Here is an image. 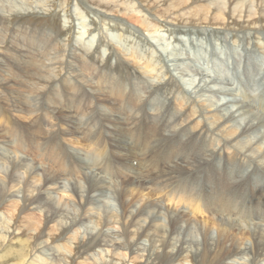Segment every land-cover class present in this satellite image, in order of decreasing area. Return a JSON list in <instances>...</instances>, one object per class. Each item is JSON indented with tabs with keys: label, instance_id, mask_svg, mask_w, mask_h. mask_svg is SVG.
I'll list each match as a JSON object with an SVG mask.
<instances>
[{
	"label": "bare ground",
	"instance_id": "obj_1",
	"mask_svg": "<svg viewBox=\"0 0 264 264\" xmlns=\"http://www.w3.org/2000/svg\"><path fill=\"white\" fill-rule=\"evenodd\" d=\"M85 1L100 8L99 13L109 12L125 21L129 28L131 26L144 33L164 31L163 28L168 24L257 28L259 31L255 35L264 30V0H227L225 3L228 4L216 3L214 8L201 0ZM159 4L165 6L159 9ZM145 6L152 7L145 9ZM190 8L191 12H185ZM42 15L39 16L35 11L26 15L16 14L11 16L13 20L9 22L7 15L0 14L1 30L5 34L11 30L10 27L6 29L8 22H19L40 29V26L50 21L52 23H48L52 28L65 37L64 42H58L54 40L56 37H49L42 30L38 34L32 31L30 35L26 31L21 32L28 34L27 43L44 49L43 54L40 50L41 54L37 56L38 53L33 54L27 48L16 47L15 56L18 59L7 60L10 63L14 60L11 66L20 65L26 75L18 73V70L7 77L0 74V87L7 90L16 85L13 97L23 100L21 102L24 103L20 102L18 106L22 110L28 108L30 115L29 132L24 129L30 136V144L22 145L19 142L21 138L17 136L21 130L16 129V121L13 122L11 115L3 110L7 95L0 94V171L6 172L0 177V264H235L225 260L233 257L244 259L250 254L251 259L245 264L264 262V197L254 196L249 201L244 199L246 192H261L264 184V121L258 116L253 117L252 110L248 115L245 111L234 110L226 116L224 103H217L216 107L209 100L197 102L186 97L177 99L179 92L174 94L173 87L180 91L178 81L161 69L165 76L163 78L152 55L140 57V54L139 59L132 52L131 58L143 62V72L150 75L151 79L159 80L157 85L137 78L136 74L142 73L132 72L122 62L114 68L119 76H114V73L109 72L111 65L99 64L98 51H77L86 44L90 46L89 40L84 41L83 47L79 49L71 45L72 38H76L72 37V23L67 30L61 26L58 30L59 17L48 20ZM92 29L91 36L94 37ZM0 39L2 68L8 66L3 58L9 52L3 45L6 40ZM100 41L101 44L105 42L104 35ZM51 43L54 49L59 47L61 51L62 48L64 51L69 50L65 49L64 43L66 48L70 46L68 65L64 66L63 61L60 62L62 53L51 60L54 64L48 65L46 60H50V54L47 53L50 47L47 45ZM34 47L31 49L35 53L39 51ZM75 67L90 78L78 73ZM28 71L33 72L31 77H28ZM2 72L6 73L0 69ZM58 85L63 89L60 94L56 92ZM84 85L88 86V90H83ZM163 91L173 94L172 98L169 97V103L160 107L156 105L155 99L157 101V94ZM46 99L52 103L49 104ZM165 99L168 100L167 97ZM147 105L153 107V115L145 112ZM202 107L210 111V115L205 114ZM240 112L242 114L238 115L245 122L243 127L237 124L236 114ZM60 125L62 130L59 129ZM101 132L104 136L100 137ZM256 133L258 136L252 137ZM214 135L220 140L212 139ZM70 136L73 139L79 137L93 145V150L106 142L113 150V164H102V157L97 151L85 156L90 159L89 164H80L78 158H73L61 143V138ZM124 142L130 147L122 146ZM221 142L223 146L217 148ZM10 148L14 152H10ZM226 149L231 150V155H226ZM18 152L30 153L33 158L29 161L34 162L33 166L29 167L26 161L22 166L18 165L15 162L19 160ZM11 153L16 154L17 158L10 156ZM238 157L244 159H240L242 163L238 162ZM245 160L251 163L245 166ZM132 162L137 165L136 172ZM201 175L206 179L203 190L199 181ZM18 180H21V186ZM31 181H34V186H29ZM17 186L22 187V190L12 192L11 189ZM58 187L62 194L70 192L78 204L71 205L59 193L53 196L51 189ZM113 190L117 199L112 194ZM145 190L159 200L149 202L146 199L136 203L134 196L142 199ZM206 191L210 192L209 198L202 195ZM96 193L100 194L95 196ZM115 200L120 212L115 210ZM166 203L176 205L175 208L184 204L194 216L195 213H205L213 218L217 221L213 225L218 227L217 239L210 234L212 225L203 224L205 228L191 226L188 223L191 218L184 219L191 215L190 212L168 214ZM95 218V227H88ZM111 225L120 226L124 233L122 231L119 235L109 231ZM251 226L255 230L251 234L245 232L251 245L244 244V247L227 252L224 250L223 253L222 241L234 239L231 232L235 229L232 228L239 230ZM73 229L78 230L79 235H69ZM199 236L202 237V244L199 243ZM133 239L135 243L131 244ZM145 239L151 242L149 248L141 246ZM96 248H106V252L96 255ZM153 249L158 250V253L151 260ZM49 252L54 255L51 262L48 261ZM90 254L101 257L90 261Z\"/></svg>",
	"mask_w": 264,
	"mask_h": 264
},
{
	"label": "rangeland",
	"instance_id": "obj_2",
	"mask_svg": "<svg viewBox=\"0 0 264 264\" xmlns=\"http://www.w3.org/2000/svg\"><path fill=\"white\" fill-rule=\"evenodd\" d=\"M50 1H51V3H49ZM71 1H73V2H71ZM84 1L85 0H69V1H63V0H0V8H2V9H0V14L2 15V13H3V15H7V17L10 18L8 20L9 22H11L13 20L11 18V16L14 17L13 15H16V14L17 15H21V14L26 15V14H28V12H31V11L38 12L39 16H41L43 14L42 18L47 17L46 19H48V20L49 19L51 20L52 18L59 17L57 19H59L58 23L60 25L58 24V27H56V29H58L61 26L63 29L67 30V28L71 27L70 25L72 23V25H74L71 28L72 37H76L77 39L72 38V41L74 43L72 42L71 45L74 46L75 49H79V48L83 47L82 43L84 41L89 40L90 46H88V44H86L85 47H83L81 50H77V51L79 53H82L88 49L89 50L91 49L90 50L91 53L98 51L97 55H99V56H97V59H98L99 64L100 65H105V64L107 65L108 64L109 66L111 65V70L110 71L108 70V71L114 73V76H117V75L119 76V74H117V72L114 70V68L120 62H122V63H125L131 69L132 72H138L139 71L142 74H144V75H142L140 73L136 74L137 78H139V77L142 78V81H144L146 79V83L150 84V82L151 83L153 82L155 85H157V82L159 80L151 79L150 75L145 74L143 72V70H144L143 66H142L143 62L140 60L135 61L131 58L132 52H135L138 55V57L140 56V54H142L140 57H143V56L147 57L149 55H152V56H154L155 61L158 64V65L157 64L156 65L159 66V68H160V74L163 76V78L165 76H164V73H161V69L163 70V72L167 71L169 75H171L173 78L176 79V81H178V85L180 86V89H179L180 91H178L177 89H175L173 87L174 94H175V92L176 93L179 92V93H177V94H179L177 96L178 97L177 99H179V98L181 99L182 97H186L187 99H190V100L193 99V100H196L197 102H201L200 100H202V99H203L202 101L209 100V101L214 102L216 104V107L218 105H221L222 103H224V104H226V107H225L226 111L224 112V114H226V116H229L230 112H233L234 110H240L242 112L245 111V113L247 115H248V112L250 110H252V111H254V114H252L253 117L258 116L264 121V32H263L264 30L263 31L260 30V33L258 35H255L256 32L259 31V30H257V28L250 29L249 27H246L243 29V28H239L236 26H234V27L230 26V27H223L222 28V27H217V26H210V25L204 26V25H199V24H197V25L190 24V25H185V26H177V25L168 24L169 26L166 25V27L163 28L164 31L161 30L160 32H156V33L155 32H151V33L145 32L144 33L141 30H138L137 28H133L131 26H130V28H131L130 29L128 24L125 21L121 20L118 16H116V18H115V16H112V14L110 15L109 12L105 13V11H102L101 13H99L98 9H100V8L97 9V7L93 6L91 3L89 4V2H87V1L84 2ZM201 1H204L207 6H210V8L211 7L214 8V5L216 3L223 5L225 2H228L227 0H221V1L220 0H217V1L216 0H207L209 2H207L206 0H201ZM214 1H216V2H214ZM81 2H83V3H81ZM225 4H228V3H225ZM28 5H29V8H27ZM163 5L159 4V5H157V7L159 9H162ZM21 6H22V8H21ZM25 6H27V7H25ZM145 7H144L145 9H147V8L151 9L152 6L151 7L145 6ZM81 8L84 9V11ZM16 9H18V10H16ZM191 10L192 9L190 8V9L186 10L185 12H188V11L191 12ZM9 11H12V13ZM20 12H22V13H20ZM83 12H86V13H83ZM150 13H151V11L149 10V14ZM11 14H13V15H11ZM49 14H51V15H49ZM106 14L109 16H107ZM181 15H183V14H181ZM44 16H46V17H44ZM104 16H105V18H104ZM71 17L73 18V20ZM68 19H70V20H68ZM92 21H94V22H92ZM9 22H8V25L6 26V29L10 27L11 30L9 29L7 34H5L3 30H1L2 26L0 25V34L2 35V36H0V38H3L4 41L6 40V42L3 45L6 47L5 49H7L9 52L8 54H6L7 57L5 55H4L5 57L3 56L4 58L2 57L8 63V66L4 65V66H2V68H0L1 70L4 69V71L6 72V73H3V72L0 73L1 76L7 77V76H10L11 72H18V71H19L18 73L26 75L25 69L20 68L21 67L20 65L15 64L16 66L15 65L11 66V64H14V60L11 61V63L7 60V59L17 58V56H15L17 54V53H15L16 47H22L25 49L27 48L33 54L38 53L37 56H40V54H41L40 50L42 51V54H43L44 49H40L39 46L34 47V46H32L26 42L28 34L29 35L31 34L30 32L36 31V34H38L42 30L43 32H47L46 34L49 35V37L50 36L56 37V38H54V40H56V41L58 40V42H62L63 38L65 39V37L62 34L61 35L63 37H61V35L55 31V28H52V26L50 25L52 22L50 23V21H48L50 24L45 21L46 23H44L42 26H40L39 27L40 29L33 27L31 25H27V24L22 25L19 22L18 23L12 22L13 24H11ZM161 23H163V22H161ZM67 25H69V26H67ZM86 28L87 29L89 28L88 29L89 31ZM91 29L94 31V34H95L94 37L91 36V32H92ZM98 29H100V30H98ZM247 29H248V31H247ZM24 31H26V33H28V34L21 33ZM86 31H88V32H86ZM103 35L105 37V42H103V44H101L100 40L102 39ZM121 35L124 36V38H120ZM1 41H2V39H0V42ZM8 41H11V42H8ZM60 44L62 45V43H60ZM63 45H64L66 50L67 49H69V50L64 51L62 46H61L62 51H64V52H62L59 49V47H56V49H54L55 46H52V43L50 46L47 45V47H50V50L47 52L50 54L48 56V59H50V60H46L48 65L54 64L55 62L51 61V60H54L57 55H62V54H63V59H61L60 62L63 61L62 64H64V66L68 65L67 61H69L68 59H69V54L71 52V48H70V46H68L69 48H66L65 43ZM33 47L39 51H36V53H35L34 52L35 50L31 49ZM41 48H45V47L42 46ZM57 51H60V52L58 53ZM66 53H67V55H66ZM140 57H139V59H140ZM74 62L75 61H73V63ZM138 68H139V70H138ZM140 68H141V71H140ZM75 70L78 73H81L85 78L87 77V75H84V72H82L80 70V68L75 67ZM28 72H29V73H27L28 77H31V74L33 72L32 71H28ZM148 77H149V79H148ZM87 78H90V77H87ZM20 80L23 81L21 78H20ZM26 80H29V79H26ZM72 82H73V79H72ZM11 83H14V81ZM15 86L16 85H14L13 87H8L7 90L4 88L2 89L0 87V94L4 95V96L7 95L5 98L6 100L3 103V105L6 104V105H4V106H6V108H4V106H3V110H4V112L9 113L11 115V119L14 120L13 122L16 121L15 127L19 128V129L18 128H16V129L18 131L21 130V132L18 133V135H17L18 137L21 138V139L19 138L20 140L18 139L19 142H21L22 145L30 144V141H29L30 136L28 134L29 126H30V115H28V112H27L28 108H23L25 110H22L20 108V105L18 106V104L23 100H21L17 97H13V95L16 92V89L14 90ZM11 88H13V89L11 90ZM61 90H63L62 87L58 85V87L56 88V92L58 94H60ZM83 90H88V86L84 85ZM3 91L4 92L6 91V92L2 93ZM173 92L171 94H173ZM180 92L182 94H180ZM6 93H8V94H6ZM168 93H165V91H163L162 93H159V95L157 94L156 98L158 100L156 101V99H155L156 105H160V107L163 106L164 104L167 105L169 103V100H171V99H169V97L172 98L171 97L172 95L170 93H169L170 94L169 95ZM180 95H182V96L179 97ZM164 96L167 97L168 100L165 99ZM11 97H13L15 101ZM60 97H62V96H60ZM46 100L48 101L49 104L52 103L51 100H49V99H46ZM236 100H238V101H236ZM23 103L24 102H21V104H23ZM185 103H186V101H185ZM217 103H218V105H217ZM14 104L18 107L16 108V106ZM199 105H202V104L200 103ZM231 106L234 107V109L228 110V108H232ZM8 108L10 111L8 110ZM155 108L156 107H154V109ZM152 109H153V107L151 108L150 105H147V109H145V112L147 114L150 113L149 115H153L154 111ZM203 110H204L205 114L210 115V113H211L210 111H207V109H205V108H203ZM178 111H180V110H178ZM180 112H182V111H180ZM238 114L241 115L242 113L240 112V113L236 114V117L238 118L237 124H238V126L243 127L245 122H244V120H241V117ZM252 116H251V114L249 115L250 119ZM52 119H53V121L55 120L54 117ZM245 121H247V120H245ZM55 125H57V121L55 122ZM24 129H25V131H28V132H25ZM59 129L62 130L63 127L60 125ZM120 130H121V128H120ZM263 130H264V128L262 129V133H263ZM98 132H100V129H99V131L97 130V133ZM99 135L101 137L103 135L102 132L99 133ZM257 136L258 135L256 133V134H253L252 137H257ZM71 137L72 136L66 137V138L65 137L61 138V143L65 147V149H67L70 152V155L73 156V158H78L77 162L79 161L80 164H82V163H83V165H86L85 163L89 164L90 159L85 158V156L87 157V156H89V154L94 153L93 151L99 152V154L102 157L100 160L102 164H105V165L106 164H109V165L113 164V162H112L113 161V150L107 145L106 142L104 143V145H102V147L95 148V150H93V145H90L88 142L83 141L79 137L78 138L75 137L76 139H73ZM212 139H215L217 141L220 140L215 135H214V137H212ZM1 145H2V142H1ZM122 146H127L128 148L130 147V145L125 144V142L123 143ZM220 146H223V142H221V145L220 144L217 145V148H219ZM10 149H11L10 152H14L13 148H10ZM225 153H226V155H231V150L226 149ZM19 154H20V156L18 158L19 160L16 159L17 158L16 154L11 153L10 156L14 155L16 157L15 162L20 166H22L24 164L23 163L24 161H26V163L28 162L27 164L29 165V167L33 166L32 163H34V162H31L32 159H30V158H33V156H31L30 153H28V154L19 153ZM238 159H239V161H238L239 163H242V160H244L241 157H238ZM240 159H242V160H240ZM29 160H31V161H29ZM74 161H75V159H74ZM250 163H251V161L245 160V166L247 164H250ZM131 165H133V168L136 172L137 171L136 163L132 162ZM4 172H5L4 170L0 171V177L1 178H2V175H5L6 172L5 173ZM89 173H91V172H89ZM201 176H202V178L199 181L201 182V187H203L204 184H206V179H205L204 175H201ZM110 178H111V176H110ZM261 179H263V178H261ZM20 182H21V180H18L19 186L22 185ZM61 183H62V181H61ZM258 184H262V183L259 182ZM30 185L34 186V181H31L29 186ZM58 185L60 186V184H58ZM71 185L72 184L70 183V186ZM19 186L12 188L11 191L12 190L13 191L14 190L15 191H18V190L21 191L22 187H19ZM203 189H204V187L202 188V190ZM261 190L262 191L258 192V194L246 192L245 196H244L245 201H247V200L249 201L250 198H253L254 196L256 198H259V196L264 197V184L262 185ZM51 192L53 193V196L54 195L57 196V193L61 194L62 196H64V199H66V201H68L71 205H73V204L77 205L78 204L77 199L73 195H71L70 192H64L62 194L61 188L59 189V187H58V189L57 188L51 189ZM113 193H114V190H113L112 194ZM143 193H144L145 197H143L142 199L138 196H134L136 203H139L140 201L146 200V199L149 200V202L159 200L158 197L151 194L148 190H145ZM99 194L100 193H96L95 196H98ZM114 195H115L114 198L117 199V194L114 193ZM202 195H204V197L209 198L210 192L206 191V192L202 193ZM137 198H139V199H137ZM128 200L130 201L131 198H129ZM116 204H117V201L115 200V203H114L115 210L117 212H120L121 209L118 208V206ZM99 206H101V205H99ZM175 206L176 205L172 206V205H169L168 203H166L165 208L167 209L166 210L167 213L172 214V215H174V214L177 215V214H180L181 211H184V213L190 212L189 209L187 208V206H185L184 204L180 205L179 208H175ZM190 214L192 215L191 212H190ZM191 215L184 217V219H186L187 217L191 218V221L187 219L188 223L191 226L194 225V227H196V226L198 227V226H202L203 224H209L210 226L212 225L211 227L209 226L210 230L212 231V232H210V234L212 237L217 239L216 233H218V230H217L218 227L213 226L214 223H216L217 221H214L213 218L209 217L205 213H195V216L194 215L191 216ZM94 221L96 222V218L92 219L90 221L88 227L94 228L95 227V225H93L95 223ZM1 222H2V220H1ZM202 227L205 228L204 226H202ZM240 227H242V226H240ZM108 229H109V231H114V232L118 233L119 235L124 233L123 229L118 225H111ZM232 229H235L234 232H231L234 239H230L229 241L227 240L228 242L226 240H225V242H224V240L222 241L223 253L225 251L226 252L230 251L231 249H234V248L244 247L245 246L244 244L251 245L250 244L251 242L246 238L247 234H245V232H248L249 234H251L255 230L254 226L247 227L246 229H239L238 228L240 231L237 230L236 228H232ZM81 231H83V229ZM95 231L97 232L98 228ZM195 232H196V230H195ZM130 233L132 234V231ZM263 233H264V231H263ZM69 235H74V236L79 235V231L73 229L72 231H70ZM243 235H244V237H243L244 239L242 238ZM177 236H179V235H177ZM199 240L201 241V242L199 241V243L202 244V237L201 236H199ZM240 240H241V242H240ZM134 243H135V240L133 239L131 241V244H134ZM150 243L151 242H149L148 239H145L142 241L141 246H142V248L144 246L149 248ZM200 248H202V246H200ZM104 249H106V248H103V249L96 248L94 253H96V255L99 253L98 255H100V253L106 252V250H104ZM157 251L158 250H156V249L152 250L153 254L151 253L152 254L151 260L155 259V255L158 253ZM47 254H48L47 255L48 261L51 262L52 258H54V255H52V252L51 253L49 252ZM146 254H147V252H146ZM251 255L252 254H250V256H245L244 259L233 257L232 259L225 260V261L226 262H233L235 264H245V263H249V261L251 259ZM91 257H93V258H91ZM98 257H101V256L94 257L93 255L90 254L89 258L91 261V260L96 259ZM50 258H51V260H50ZM226 259H227V257H226ZM197 260H200V259H197ZM5 264H9V263H5ZM141 264H143V262ZM258 264H264V262L261 261Z\"/></svg>",
	"mask_w": 264,
	"mask_h": 264
}]
</instances>
